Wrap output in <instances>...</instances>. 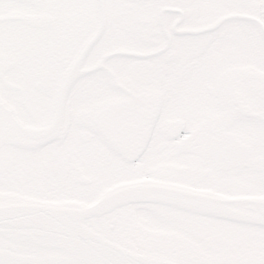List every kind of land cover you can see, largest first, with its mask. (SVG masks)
<instances>
[{
	"label": "snow or ice",
	"instance_id": "snow-or-ice-1",
	"mask_svg": "<svg viewBox=\"0 0 264 264\" xmlns=\"http://www.w3.org/2000/svg\"><path fill=\"white\" fill-rule=\"evenodd\" d=\"M14 147L95 230L57 251L0 211V264H264V0H0V177Z\"/></svg>",
	"mask_w": 264,
	"mask_h": 264
},
{
	"label": "water",
	"instance_id": "water-1",
	"mask_svg": "<svg viewBox=\"0 0 264 264\" xmlns=\"http://www.w3.org/2000/svg\"><path fill=\"white\" fill-rule=\"evenodd\" d=\"M89 210V205L71 202H43L0 193V211L8 217L13 227L32 237L41 245L57 251L88 246L89 242L77 238V234L95 230L94 221L85 215ZM176 211L180 215L185 214L183 210L177 209ZM220 212L222 210L216 205L206 203L200 206L198 213L186 214L210 213L214 215ZM160 234L170 237L173 243L189 241L177 234L164 232Z\"/></svg>",
	"mask_w": 264,
	"mask_h": 264
},
{
	"label": "flooded vegetation",
	"instance_id": "flooded-vegetation-1",
	"mask_svg": "<svg viewBox=\"0 0 264 264\" xmlns=\"http://www.w3.org/2000/svg\"><path fill=\"white\" fill-rule=\"evenodd\" d=\"M25 150L42 151L39 146L25 147ZM17 151V148L14 147L9 156L4 175L0 177V192L38 201L74 202L75 204L86 205L83 200L72 194L75 189L57 166L47 161H29L21 164L17 159ZM161 187L185 193L199 192L200 194L208 195L202 189H196L190 185L182 186L178 189L173 184H163ZM215 199H223V197L217 196ZM159 231L177 233L187 238V240L192 239L190 233L179 224L174 227L160 229Z\"/></svg>",
	"mask_w": 264,
	"mask_h": 264
}]
</instances>
